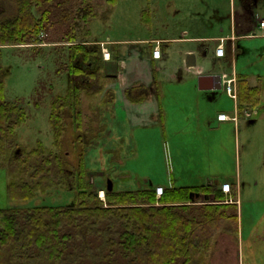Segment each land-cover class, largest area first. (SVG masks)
Returning <instances> with one entry per match:
<instances>
[{
  "label": "rangeland",
  "instance_id": "374dc122",
  "mask_svg": "<svg viewBox=\"0 0 264 264\" xmlns=\"http://www.w3.org/2000/svg\"><path fill=\"white\" fill-rule=\"evenodd\" d=\"M208 3V0H90L80 6L76 2L74 17L67 25H51L37 44L5 49L1 80L6 86L7 99L26 108L28 114L27 122L17 129L9 161L14 154L29 152L41 143L47 149L45 155L58 156L61 166L58 168L55 164V173L52 177L50 174V180L46 173L41 175L42 188L34 198L27 200L12 199L9 184L14 179L33 184L30 177L35 168L24 176L11 167L0 169V209L73 206L75 196L80 193L78 175L83 154L87 181L95 189L99 188L101 176L108 174L115 179L116 190L136 191L146 188L148 182L168 185L171 175L176 180L179 178L178 185L191 184L194 175L195 181L201 176L205 181L208 176L212 181L228 176L227 180L236 184L237 173L243 194L240 231L236 233L229 226L223 227L217 233L209 255L195 259L192 264H264V98L261 114L251 120L243 118L237 127L232 123V135L217 133L205 157H193L195 152H189L191 150L187 152L188 156H181L170 140L175 126L163 127L155 125L154 121L146 127L128 125L119 100V91L123 87L119 88L117 77L100 73L106 70L103 63L110 60L97 53L88 64L82 54L74 56L76 58L71 62L74 54L68 48L61 49L60 45L66 43L58 42V39L68 41L63 36L65 31L73 28L79 44H87L88 49L96 51L98 44L104 43L111 51L120 52L134 69V65L140 63L134 60L135 57L142 60L150 57L149 45L140 40L159 39L166 32L172 35L184 30L210 32L212 22L229 24L231 7L234 12L231 0H220L221 12L215 21L203 17ZM15 12L16 5L11 0H0V14ZM148 18L151 23H147ZM118 41H121L120 45ZM78 60V67L84 73L71 75L70 65L76 66ZM198 63L207 66L208 61L200 57ZM155 67L161 68V61L156 62ZM148 71L152 80L157 74L154 65ZM170 72L158 73L165 86L176 84H168L169 80H179ZM185 78L182 76L180 82ZM72 86L87 91L82 93V126L78 130L73 110H66L65 133L60 146L56 147L49 120L51 100L55 96H66ZM99 115L104 118L100 127ZM190 128L193 131V127ZM199 128L204 129L195 127L197 131ZM201 148L203 152V146ZM95 189L92 188L99 197V191ZM99 199L104 203L107 201L106 198ZM204 203L202 196L193 204ZM228 249L230 252L227 253ZM8 255V252L0 253V264H9Z\"/></svg>",
  "mask_w": 264,
  "mask_h": 264
},
{
  "label": "trees",
  "instance_id": "16d2710c",
  "mask_svg": "<svg viewBox=\"0 0 264 264\" xmlns=\"http://www.w3.org/2000/svg\"><path fill=\"white\" fill-rule=\"evenodd\" d=\"M11 1L16 12L0 14V169L11 167L24 176L35 168L30 177L33 184L15 179L9 184L12 199L27 200L42 188L39 177L46 173L50 180V174L52 177L55 173L53 167L56 164L59 168L61 161L58 156L45 155L47 149L41 143L29 152L14 154L9 161L17 129L27 122L28 114L26 108L7 99L1 80L3 52L37 44L51 25H67L72 20L76 2L81 6L90 0ZM63 38L68 41L58 42L66 43L60 45L61 49L68 48L74 54L71 62L82 54L88 64L92 55L102 54L100 44L96 51L79 44L73 28L65 31ZM78 66L79 60L76 66L70 65L69 73H84ZM238 88L242 109L259 104L261 90L252 88L246 77L238 80ZM83 91L72 86L66 96L51 100L49 120L56 147L65 133L66 110H73L74 123L81 129ZM81 156L80 193L73 206L0 209V253L8 252L9 264H192L209 255L223 227L240 231L239 207L236 201H227L219 185L166 188L159 200L153 187L137 191L107 189L104 203L87 181L84 154ZM60 172L65 173L63 169ZM191 193L206 196L207 200L193 204ZM232 194L237 198L236 186Z\"/></svg>",
  "mask_w": 264,
  "mask_h": 264
},
{
  "label": "crops",
  "instance_id": "0c3cea01",
  "mask_svg": "<svg viewBox=\"0 0 264 264\" xmlns=\"http://www.w3.org/2000/svg\"><path fill=\"white\" fill-rule=\"evenodd\" d=\"M208 1L206 16L203 15V17L209 21H215L221 12L220 0ZM231 3L234 12L232 13L231 7L229 24L212 22L210 32H205L202 29L199 32L184 30L173 35L171 32H166L165 36L159 39L140 40V43L149 45L150 57L147 60H142L139 56L135 57L134 60L140 61V63L135 64L134 69L129 61L121 57L120 52H113L104 43H99L104 46V50L111 52V60L103 63V66L106 64V70H102L100 73L105 72L106 77H117L119 88L123 87L122 91H119V100L128 125L133 128L146 127L150 121H154L155 125L163 127L175 126V129L171 131L170 140L174 143L172 145L174 150L177 148L181 156H188L187 152L191 150L189 152H195L193 157H205L208 149L213 145L217 133L232 135V123L237 127L243 118L253 119L254 114L251 117H246V112L254 113L258 110L260 113L263 107L264 27L261 26V23L264 22V0H231ZM150 21L151 19L147 23H151ZM119 42L121 41H118L117 44L120 45ZM222 42L225 46V55L218 57L217 47ZM157 49L161 50L159 59L153 55ZM189 54L196 55L197 65L195 67L189 68L186 65ZM200 57L204 61H208L207 66L198 63ZM159 61H161V68L158 69L155 64ZM153 65L157 74L151 80L148 70ZM125 69L128 71L125 72ZM169 71L173 72V77L179 80H167L168 84H176L165 86V82H161L158 73H168ZM224 74L231 77L235 74L237 82L241 77H246L252 88L259 87L261 90L259 104L253 107L245 106L242 109L239 88L238 99L234 100L226 93L221 80L216 79V77L221 79ZM182 76H186V78L180 82ZM85 93L87 91L83 92V94ZM82 98L84 97L82 96ZM221 114H226L230 119L219 121L218 116ZM235 117L238 118L236 121L233 120ZM103 120L104 118L99 115V127L100 123L103 124ZM194 126L204 127V129L199 128L197 131ZM190 127H193V131H190ZM235 175L237 177L236 184L228 181V176H221L220 180L215 179V181H212L209 176L205 181L201 176L195 181V175L191 184L187 185H178L179 178L176 180L172 175L168 185H154L148 181L149 184L145 183L148 184L146 188L162 186L166 189L208 186L210 182L222 187L223 184L230 182L232 190L233 186H236L237 198L232 192L224 194L227 196V201H236L240 214V201H242L243 194L239 176L237 173ZM110 180L113 183V189L116 190V182L111 174L101 176L99 187L107 189Z\"/></svg>",
  "mask_w": 264,
  "mask_h": 264
},
{
  "label": "built area",
  "instance_id": "2783aa9c",
  "mask_svg": "<svg viewBox=\"0 0 264 264\" xmlns=\"http://www.w3.org/2000/svg\"><path fill=\"white\" fill-rule=\"evenodd\" d=\"M261 26L264 27V22L261 23ZM104 51V58L105 59H110L111 55L110 53H108L107 50H103ZM216 54L218 57H224L225 55V46L223 44V42L217 47V51ZM154 57L155 58H160L161 57V50L157 49L154 51ZM222 85L226 91V93L234 100L238 99V87H237V78L236 75L233 74L232 77L229 75L224 74L222 77ZM256 115L257 111H254V113H249L246 112V117H251L252 115ZM230 118L226 115V114H221L218 116V120L219 121H227ZM238 118H233V120H237ZM222 190L225 193H229L231 191V185L229 183H226L223 185ZM156 194L158 196V198H160L163 194H164V188L162 187H158L156 189ZM100 197L101 199L105 200V193L102 191L100 192Z\"/></svg>",
  "mask_w": 264,
  "mask_h": 264
},
{
  "label": "water",
  "instance_id": "95a60500",
  "mask_svg": "<svg viewBox=\"0 0 264 264\" xmlns=\"http://www.w3.org/2000/svg\"><path fill=\"white\" fill-rule=\"evenodd\" d=\"M187 67L191 68V67H195L197 65V58H196V55L194 54H189L188 55V60H187V63H186ZM217 80H221L220 77H216ZM109 190H113V183L112 181L110 180L109 181V187H108ZM191 199L193 202H195L196 200L200 199L202 196L200 194H194V193H191L190 195ZM205 199H207V197L205 196Z\"/></svg>",
  "mask_w": 264,
  "mask_h": 264
},
{
  "label": "flooded vegetation",
  "instance_id": "af4514ba",
  "mask_svg": "<svg viewBox=\"0 0 264 264\" xmlns=\"http://www.w3.org/2000/svg\"><path fill=\"white\" fill-rule=\"evenodd\" d=\"M228 252H230V250H229V249L227 250V253H228Z\"/></svg>",
  "mask_w": 264,
  "mask_h": 264
},
{
  "label": "bare ground",
  "instance_id": "6f19581e",
  "mask_svg": "<svg viewBox=\"0 0 264 264\" xmlns=\"http://www.w3.org/2000/svg\"><path fill=\"white\" fill-rule=\"evenodd\" d=\"M109 53V52H108Z\"/></svg>",
  "mask_w": 264,
  "mask_h": 264
}]
</instances>
